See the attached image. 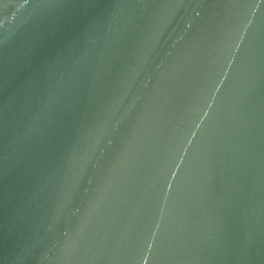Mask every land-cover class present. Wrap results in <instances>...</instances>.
Listing matches in <instances>:
<instances>
[{
    "label": "water",
    "instance_id": "1",
    "mask_svg": "<svg viewBox=\"0 0 264 264\" xmlns=\"http://www.w3.org/2000/svg\"><path fill=\"white\" fill-rule=\"evenodd\" d=\"M0 264H264V0H0Z\"/></svg>",
    "mask_w": 264,
    "mask_h": 264
}]
</instances>
